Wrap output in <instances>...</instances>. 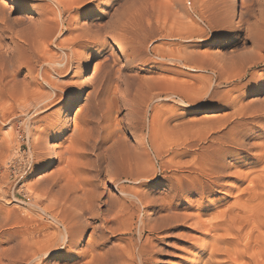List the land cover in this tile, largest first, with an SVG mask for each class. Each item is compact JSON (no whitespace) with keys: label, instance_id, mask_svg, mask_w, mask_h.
I'll use <instances>...</instances> for the list:
<instances>
[{"label":"rangeland","instance_id":"374dc122","mask_svg":"<svg viewBox=\"0 0 264 264\" xmlns=\"http://www.w3.org/2000/svg\"><path fill=\"white\" fill-rule=\"evenodd\" d=\"M6 1H8V4L5 5L6 10L3 9L4 5L0 1V56L3 57L2 59L0 57V91H5V95L0 92V184L4 191V198L0 201V205L2 204L0 214L10 212L11 222L17 220L20 223L25 221L30 223V202L37 204L46 202L48 196L43 192H48L47 189H50L51 186H54L53 189L56 190L57 185L63 184L68 176L71 178L74 175L73 178H77L75 175L78 174V178L84 179L85 176L87 177V173L94 171L98 176L94 175L95 173L91 174L94 175L93 177H97L95 181L98 189L109 188L111 193L117 195L118 192L111 183L105 184L108 174L106 175L107 171L103 168H107V163L104 164L106 161L108 162V159L106 160L104 156L100 158L102 155L100 151H103L104 144L109 142L98 141L92 142L91 145L92 139H90L89 144H82L81 147L75 143V135L79 134L78 131L80 132L81 128L88 124H95L98 119L101 121L103 114H107L110 126L123 130L121 132L127 140V145L129 149H132L136 144L133 135H140L142 138L144 136L145 139H148L150 121L158 120L169 108L175 106L176 112L184 113L186 117L207 116L209 113H187L186 108L171 100H165V90L170 88V85L166 83L173 80L175 81L172 83L175 84L186 83L191 79H198V75L204 78L212 73L208 67L203 71H191L178 62L174 55L178 53L177 57H183V54L185 56L186 53L191 52L190 55L196 53L198 58L192 57L194 60L211 65L215 57H228L229 51L243 53L247 49L243 48L241 42L245 41L244 37L248 34L246 30L248 25H252L258 20L264 21V0H238L240 6L238 12H232L229 0ZM13 1L14 3H12ZM200 1H203L204 7ZM40 4L41 6H39ZM55 6L60 11L64 10L60 16ZM24 14L28 17L23 18ZM39 31L40 33H37ZM249 45L247 43V46ZM86 52H92L94 56L87 73L82 72L80 68L81 59ZM107 53L111 54V59L104 58ZM50 61L58 62L57 65L69 61L67 66L70 64L71 68L67 73L66 65L58 67L51 64V66ZM257 69L251 70L256 71ZM193 73L196 77L193 76ZM160 86L164 90H160L162 89ZM230 86H223L222 90H227ZM10 87L11 90H9ZM26 87L29 89L27 90ZM24 90L30 92V98L32 97L30 105L21 98L20 93ZM8 91L9 93L12 91V93L9 94ZM241 91L242 89H240ZM156 93L161 94V99L148 101L150 100L148 98ZM256 95L264 96V90L261 93L246 94L244 101H248ZM74 99H77V105L73 114H66V105ZM39 100L43 104L38 107L34 106ZM208 106L215 107L216 105L211 102ZM79 108L80 110H78ZM1 111L3 112L1 113ZM4 111L9 112L8 116H4ZM131 117L134 120L130 119ZM135 123H139L136 126L139 133L133 129ZM26 125L29 126L26 128ZM27 129L34 136L31 133L27 134ZM107 131L106 128L102 130L103 135H106ZM46 135L51 139L52 148L50 151L42 149L43 139ZM83 146L87 149L85 150ZM144 149H146L145 153L149 151V156L157 168V174L153 180L144 181L145 185L142 187L149 191L146 198L150 200L159 198L166 188L165 185L160 188L153 187L156 182L164 183L160 177L159 167L165 157L163 161L159 158L155 159L148 147ZM97 151L98 155H101L97 156ZM52 153H56L58 156L48 162L47 156ZM98 157L99 159H96ZM86 159L88 160L86 161ZM100 159L102 161H98ZM89 160L91 162H88ZM85 163H88V166L92 164L94 167L90 169L92 166H83ZM83 167L89 169L86 170ZM31 172L32 176H30ZM42 173H45L43 179L40 176ZM24 182L35 187V195L33 194L32 200H30V192L22 191L21 185ZM124 184L131 185L130 182H124ZM245 184L243 183V186ZM41 192L43 195L40 194ZM236 196V191L230 192V195L215 192L214 195H209L204 199H201L198 194L193 195L194 203L186 202L184 199L177 201L178 209L176 211H178L176 214L179 215L174 214L176 218L171 219L172 223H169L168 227H165L166 229L142 234L143 241L144 238H147L145 243L148 246H145L149 252L143 264H196L199 244L204 247L206 243L205 240H201L200 233L204 231L202 227L210 225L207 219L211 217V213L231 205ZM103 199L105 196L102 197ZM104 206L101 207L103 210L109 208L107 205ZM144 209H140L141 212H138L131 208V211L136 212L135 214L133 212L132 217L129 215L131 219L128 224L130 222V226H125L126 228L121 227L124 225L116 222V219H111L113 215L109 217L110 225L108 224V226L112 230L109 228L105 230L108 243L111 241L108 245H117L120 249L124 246L131 247L137 242L139 235L136 227L139 225L140 219H145L147 212L154 211L155 207L150 206ZM45 221L44 219L39 220V223H45ZM7 226L0 227V233L1 231L2 234L4 231L6 232L9 229ZM193 237L196 239L194 244L191 241ZM87 239H89L88 235L79 246L84 248ZM0 240V244L4 245L3 236H0ZM89 253L83 257L85 262L87 259H91L88 257ZM52 260L49 258V263ZM128 261L127 264H140L137 259L134 260L135 262ZM57 264H80V258H59Z\"/></svg>","mask_w":264,"mask_h":264},{"label":"bare ground","instance_id":"6f19581e","mask_svg":"<svg viewBox=\"0 0 264 264\" xmlns=\"http://www.w3.org/2000/svg\"><path fill=\"white\" fill-rule=\"evenodd\" d=\"M0 1L4 5V9L8 1ZM77 1L80 2V0ZM146 1L148 2V0ZM203 1L200 2H202L204 7ZM229 2L232 12H238L240 7L238 0H229ZM176 3L178 4V1ZM55 7L60 16L64 10L60 11L57 6ZM260 10L262 12V9ZM139 13L141 14V11ZM260 16L262 15L260 14ZM26 17L28 16L24 14L23 18ZM263 22L258 20L254 24L248 25V29H246L248 34L246 36L245 33L246 37L243 36L245 41L241 42L243 43V48L247 49V51L244 50L243 53L229 51L230 54L227 53L228 57H215L211 65L194 60L192 57L198 58L196 53H193V55H190L191 52L186 53L185 56L183 54L184 58L182 56H179L180 58L177 57L178 53L174 55L178 62L189 68V70L191 69V71H203L207 70L208 67L212 73L204 78L198 75V79L194 78L186 83L179 82V84L172 83L175 80L171 78L173 81L166 83L170 85V88L168 87L165 90V100H171L186 108L187 111H185L187 113H209L207 116L204 115L198 118L196 116L186 117L184 113H177L176 109H174L175 106L169 108L163 112L158 120L150 121L148 139H145L144 136L142 138L140 135H133L136 144L135 147H131L132 149H129L127 140L121 132L122 129L119 130V128L116 129L110 126L107 114H103L101 121L96 119L95 124H88L81 128L80 132L78 131L79 134H76L77 138L75 135V143L77 145L79 144L82 147V144H89L90 139H92L90 141L91 145L92 142H109L104 144L103 151L98 150L102 154H99L101 155L100 158L104 156L106 160L108 159V162L106 161L104 164L106 165L107 163V168L102 167L107 171V173L105 171L106 175L108 174L105 184L111 183L118 194L116 192L117 195L111 193L108 187L109 190L98 189L95 181L97 177H93L97 173L94 171L91 172L92 174L95 173L93 176L91 173H87V177L84 175L86 177L84 179L78 178V174V176L75 175L78 179L73 178L74 175L69 178L68 173L69 179L66 178L65 182H62L63 184L59 183L56 190L48 182L51 187L47 189L48 192H43L48 196L47 201L42 202V204L30 202V223L28 221L20 223L17 220L11 222L10 212L0 214V227L9 226L6 232L4 231L2 234L1 231L0 233V236L4 237V245L0 244V264H57V259L65 257L68 259L79 257L80 264H125L129 262L128 260L135 262L136 259L140 264H143L149 252L146 250L148 245H146L145 241L147 238H144L143 241L142 234L168 227V224L172 223L171 219L178 214H176L178 211H176L178 209L176 206L177 201L184 199L186 202L191 203L194 201L192 196L196 194L201 199H204L209 195H214L215 192L230 195V192L233 193V191L237 192V196L234 197L231 205L229 204L225 209L211 213V217L207 219L210 225L202 227L204 231L200 233L202 235L201 240H205L207 244L205 243L206 247H202L199 244L196 264H264V96L256 95L252 99L244 101L246 94L250 92L261 93L264 90ZM92 25L94 26V24ZM37 33H40V31ZM247 43L250 45L247 46ZM110 56L111 54L107 53L104 58L107 57L108 59ZM0 57L1 59L3 58L2 56ZM93 58L92 52H86L83 55L80 63L82 72L87 73ZM57 63L50 61V65L67 66V63L58 65ZM70 66L68 64L66 68L67 73L69 68H71ZM253 68L258 69L253 71L251 70ZM235 81H237L236 84ZM25 84L27 86V81ZM229 85L231 86L227 90H222L223 86ZM240 89H242L241 92ZM9 90H11V87ZM160 90H164V88ZM12 91L10 93L8 91V93L11 94ZM4 92L3 95H5ZM17 92L16 94H18ZM29 93L24 90L20 94L21 98L30 105L32 97L30 98ZM1 97L3 96L1 95ZM161 97V94L156 93L148 98L150 99L148 101L153 99L160 100ZM76 100H71L66 105V114H73L77 105ZM211 102L215 103L216 106H208ZM41 104L43 103L39 100L34 106L38 107ZM218 111L221 112L218 113ZM75 113L77 114V112ZM8 114L9 112L4 111V116H8ZM130 119L134 120L132 117ZM138 124H133V129L136 133L139 131L136 128ZM28 126L26 125V128ZM105 128L108 131L106 135H103L102 130H105ZM26 132L27 134L31 133L28 129ZM31 134L33 135V133ZM83 147L85 150L87 149V147ZM147 147L152 151L155 159L159 158L163 161L165 157L159 167L160 177L164 183L161 181L156 182L153 187L160 188L165 185L166 188L159 198H151L150 200L146 198L149 191L142 187L145 185L144 181L153 180L157 174V168L155 162L149 156V151L145 153L146 149L144 148ZM51 148V139L46 135L43 139L42 149L50 151ZM77 149L79 150L80 148ZM29 153L31 154V151ZM96 153L99 156L98 151ZM30 154L28 155L30 156ZM57 156L56 153H52L47 156L48 160H46L51 162ZM96 159H99V157ZM90 160L88 162H91ZM97 163L99 164V162ZM97 163L96 165H98ZM87 164L85 163L83 166ZM88 167L87 169H89ZM32 175L31 172L30 176ZM40 176H42V179L45 178V173L40 174ZM27 182L26 184L24 182L21 188L23 192H30V200H32L35 195V187L29 186ZM124 182H130L131 185L126 186ZM243 183L246 184L243 186ZM103 196H105V199L102 200ZM3 198L4 191L0 184V201ZM102 205H107L109 208H105V211L101 208ZM150 206H154L155 210H149L145 219L140 216V223L136 227L139 235L137 242L132 244L131 247L124 246L120 249L117 245H108L111 241L108 243L105 230L110 227L108 226L110 223L109 217L113 215L111 219H116V222L124 225L119 226L128 227V225L130 226L128 221L131 219L129 215L132 217L134 210L141 212L140 209ZM131 208L134 210L131 211ZM111 210L113 211L112 214ZM43 219L44 221L46 220L45 223H39V220ZM86 235H88L89 239H87L88 241L83 248L79 245ZM191 241L194 244L196 239L193 237ZM88 253V257L91 259L86 258L85 262L83 257L87 256ZM150 255L152 254L150 253ZM49 258L53 259L50 263Z\"/></svg>","mask_w":264,"mask_h":264},{"label":"built area","instance_id":"2783aa9c","mask_svg":"<svg viewBox=\"0 0 264 264\" xmlns=\"http://www.w3.org/2000/svg\"><path fill=\"white\" fill-rule=\"evenodd\" d=\"M48 88V87H47Z\"/></svg>","mask_w":264,"mask_h":264}]
</instances>
